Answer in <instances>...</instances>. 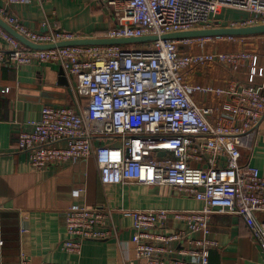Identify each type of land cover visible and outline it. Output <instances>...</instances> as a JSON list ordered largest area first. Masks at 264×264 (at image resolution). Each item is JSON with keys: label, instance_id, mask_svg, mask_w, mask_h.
Returning <instances> with one entry per match:
<instances>
[{"label": "built area", "instance_id": "2783aa9c", "mask_svg": "<svg viewBox=\"0 0 264 264\" xmlns=\"http://www.w3.org/2000/svg\"><path fill=\"white\" fill-rule=\"evenodd\" d=\"M92 1L101 2L113 15L115 25L104 35L109 38L264 24V0ZM230 9L247 14L227 22L218 17ZM0 17L36 44L76 38L61 31H33L4 6ZM0 37L8 45L6 52L0 51V63L14 67L56 63L76 78L79 95L85 98L76 106H44L39 122L20 132L18 146L35 168L95 156L103 184L168 185L204 203L198 210H127L136 255L145 260L143 264H213L210 251L218 246L210 236L214 213L243 218L264 254V176L242 161L243 152L254 148L264 122L263 85L236 79L226 87L186 82L194 67L219 62L237 70L254 54L181 49L202 47L205 38L33 49L1 26ZM251 73H256L255 66ZM194 92L225 95L226 100L219 106H199ZM159 151L166 153L158 155ZM114 211L108 206H73L62 250L80 254L86 240L115 237ZM174 221L184 227L173 230Z\"/></svg>", "mask_w": 264, "mask_h": 264}, {"label": "crops", "instance_id": "0c3cea01", "mask_svg": "<svg viewBox=\"0 0 264 264\" xmlns=\"http://www.w3.org/2000/svg\"><path fill=\"white\" fill-rule=\"evenodd\" d=\"M94 3L92 0H31L28 4L10 5L0 0V6L33 31H61L75 37L104 36L115 25L112 18L106 17L102 23L89 13L94 11ZM246 14L230 9L222 10L218 17L227 22ZM248 38L232 39L246 42ZM7 50L6 41L0 37V51ZM200 50L207 51L203 47ZM252 66L256 67L255 74L251 73ZM232 79L263 85L264 92V52L255 54L253 60L242 63L237 70L215 62L194 67L186 74V82L191 85L226 87ZM75 83L76 78L56 63L18 67L0 63V264H22L24 259L29 264L47 261L143 264L145 260L136 255L133 220L127 210H198L204 205L168 185L103 184L95 156L75 164L35 168L28 153L18 146L19 134L39 122L46 105L85 103ZM192 98L199 106H219L226 100L225 95L201 92L192 93ZM242 161L257 167L264 176V122L254 148L243 152ZM73 206L114 209L118 234L108 239L86 240L80 254L63 251L61 245L68 236L66 219ZM178 227L183 228L184 224L174 221L173 230ZM210 236L218 243L210 251L213 264H264V254L240 216L214 213L210 219Z\"/></svg>", "mask_w": 264, "mask_h": 264}, {"label": "water", "instance_id": "95a60500", "mask_svg": "<svg viewBox=\"0 0 264 264\" xmlns=\"http://www.w3.org/2000/svg\"><path fill=\"white\" fill-rule=\"evenodd\" d=\"M0 26L4 28L11 35L16 37L25 45L33 49H49L62 46H75V45H127V44H141L158 39H186V38H234V37H254L264 35V24L243 26V27H229L217 26L210 28H197L192 30H185L158 35H145L139 37H122V38H109V37H76L68 40H62L52 44H36L8 24L3 18L0 17ZM77 84V83H75ZM165 151H159L158 155H165Z\"/></svg>", "mask_w": 264, "mask_h": 264}, {"label": "rangeland", "instance_id": "374dc122", "mask_svg": "<svg viewBox=\"0 0 264 264\" xmlns=\"http://www.w3.org/2000/svg\"><path fill=\"white\" fill-rule=\"evenodd\" d=\"M94 3V2H93ZM101 8V10L96 9ZM92 8H94V11H88L90 14H95L99 21L102 23L104 22V19L106 17L113 18V15L111 11L109 12L105 9L103 4L101 2H96L92 5ZM91 8V9H92ZM204 39V38H203ZM203 44V49H206L207 51H213V50H221L226 52H237V51H243L250 54H257L261 52H264V35L250 37L246 39V42L237 41L236 39L232 38H205ZM146 44V43H141ZM127 45H139V44H127ZM181 49L183 51H199L201 49L200 46H197L194 44L193 46H185L181 45Z\"/></svg>", "mask_w": 264, "mask_h": 264}, {"label": "trees", "instance_id": "16d2710c", "mask_svg": "<svg viewBox=\"0 0 264 264\" xmlns=\"http://www.w3.org/2000/svg\"><path fill=\"white\" fill-rule=\"evenodd\" d=\"M236 38H241V37H236Z\"/></svg>", "mask_w": 264, "mask_h": 264}]
</instances>
